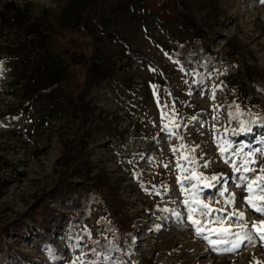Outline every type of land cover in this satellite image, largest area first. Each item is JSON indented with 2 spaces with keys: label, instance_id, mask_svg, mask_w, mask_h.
I'll list each match as a JSON object with an SVG mask.
<instances>
[{
  "label": "rangeland",
  "instance_id": "374dc122",
  "mask_svg": "<svg viewBox=\"0 0 264 264\" xmlns=\"http://www.w3.org/2000/svg\"><path fill=\"white\" fill-rule=\"evenodd\" d=\"M175 2L163 19L140 0H0V231L18 264H264L246 203L264 0Z\"/></svg>",
  "mask_w": 264,
  "mask_h": 264
},
{
  "label": "snow or ice",
  "instance_id": "6c2138e0",
  "mask_svg": "<svg viewBox=\"0 0 264 264\" xmlns=\"http://www.w3.org/2000/svg\"><path fill=\"white\" fill-rule=\"evenodd\" d=\"M243 130V129H242ZM254 162V161H253ZM255 186V187H254ZM248 192H249V197L246 198V203L253 208L254 211L261 213L264 215V168H260L258 170V175L255 180L250 181L248 183ZM259 192L260 195H257L256 193ZM259 201L260 203H257ZM187 204L188 202L185 201ZM195 203L199 204V211L201 214L207 216L212 209L210 206L206 204H202L199 201H195ZM197 209H193V211H196ZM207 210V211H205ZM239 219H244V216L242 213L238 214ZM221 221H218V223ZM193 223L199 225V221L193 219ZM253 232L255 233V237L258 238L261 241H264V220H261L260 223L253 224L252 225ZM204 231L203 228L197 227V233L200 234ZM229 234V229H224L222 232H214V235L216 236H226ZM208 239L207 237H205ZM248 242L251 243L253 241V236L251 234L248 235L247 237ZM219 243H228V241H222V240H211L209 239V244L213 246V250L216 249V245ZM241 241L237 240L235 242H232L231 250L235 251Z\"/></svg>",
  "mask_w": 264,
  "mask_h": 264
},
{
  "label": "trees",
  "instance_id": "16d2710c",
  "mask_svg": "<svg viewBox=\"0 0 264 264\" xmlns=\"http://www.w3.org/2000/svg\"><path fill=\"white\" fill-rule=\"evenodd\" d=\"M140 1L143 3V6L145 8H148V9L156 12L163 19H171V18L178 16V14H179V9L177 7V3L175 2V0H140ZM26 78H30V79H28V81L32 82V88L35 90V91H31V90L25 91V93H24L25 97H27L26 102H30V101H33L35 99V95L38 92H40V87L37 84V78L33 72L29 75L23 76L22 79H20V80H25ZM53 86L54 85H50V86H48V88H52ZM257 118L254 117L255 120L251 121V123H249L246 126V128L251 129L254 125H257V124L264 121V119L262 117H259V119H257ZM88 193H90V192H87V194ZM49 211H51V210L49 209V207H47L46 214H48ZM46 221H48V220L46 219ZM47 226H49V223L47 224ZM8 233H9V229L7 227H5L4 229H2V231H0V249H4L5 252L8 254V257L10 259H12L14 264H18V262L20 260L17 261L16 258L22 259L24 257V255L21 252L16 251L15 249L3 247V241H2L3 234H8ZM130 233H131V230L130 231L128 230L127 234L129 236H131ZM118 237L120 238L121 236L118 235ZM19 244H20V241L17 242V245H19ZM107 247L112 248L111 246H109V244H107ZM115 248H116V246L113 247V250Z\"/></svg>",
  "mask_w": 264,
  "mask_h": 264
}]
</instances>
